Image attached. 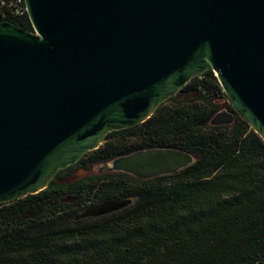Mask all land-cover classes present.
<instances>
[{
  "label": "water",
  "instance_id": "1",
  "mask_svg": "<svg viewBox=\"0 0 264 264\" xmlns=\"http://www.w3.org/2000/svg\"><path fill=\"white\" fill-rule=\"evenodd\" d=\"M24 1L32 30L0 19V204L42 191L108 133L144 122L206 71L264 141V0ZM233 121L221 111L210 124ZM194 161L152 147L103 168L150 179Z\"/></svg>",
  "mask_w": 264,
  "mask_h": 264
},
{
  "label": "trees",
  "instance_id": "2",
  "mask_svg": "<svg viewBox=\"0 0 264 264\" xmlns=\"http://www.w3.org/2000/svg\"><path fill=\"white\" fill-rule=\"evenodd\" d=\"M12 21L32 30L27 17ZM225 106L233 123L211 125ZM152 147L181 149L195 161L150 179H66L76 167ZM117 200L131 202L77 217ZM0 264H264V141L206 71L144 122L108 133L42 191L0 204Z\"/></svg>",
  "mask_w": 264,
  "mask_h": 264
},
{
  "label": "built area",
  "instance_id": "3",
  "mask_svg": "<svg viewBox=\"0 0 264 264\" xmlns=\"http://www.w3.org/2000/svg\"><path fill=\"white\" fill-rule=\"evenodd\" d=\"M27 17L24 0H0V19L10 20Z\"/></svg>",
  "mask_w": 264,
  "mask_h": 264
},
{
  "label": "rangeland",
  "instance_id": "4",
  "mask_svg": "<svg viewBox=\"0 0 264 264\" xmlns=\"http://www.w3.org/2000/svg\"><path fill=\"white\" fill-rule=\"evenodd\" d=\"M222 111L229 112L226 106L222 109ZM104 163L106 162L92 164L90 165L88 169H85L82 167H76L69 172L68 177L66 179L67 181L71 182V181L80 180V179H83V178H86L92 175L104 174L106 173V171L103 168Z\"/></svg>",
  "mask_w": 264,
  "mask_h": 264
}]
</instances>
